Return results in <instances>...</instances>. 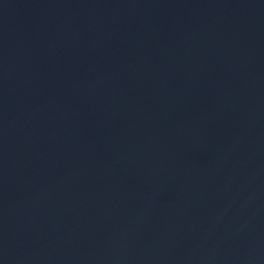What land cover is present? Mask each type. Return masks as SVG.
I'll return each mask as SVG.
<instances>
[{"label": "water", "instance_id": "water-1", "mask_svg": "<svg viewBox=\"0 0 264 264\" xmlns=\"http://www.w3.org/2000/svg\"><path fill=\"white\" fill-rule=\"evenodd\" d=\"M0 264H264V0H0Z\"/></svg>", "mask_w": 264, "mask_h": 264}]
</instances>
